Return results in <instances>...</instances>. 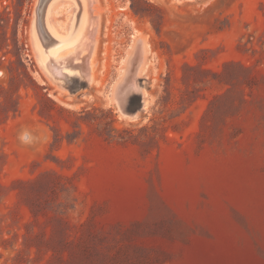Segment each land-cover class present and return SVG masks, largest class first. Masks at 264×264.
<instances>
[{
  "label": "rangeland",
  "instance_id": "1",
  "mask_svg": "<svg viewBox=\"0 0 264 264\" xmlns=\"http://www.w3.org/2000/svg\"><path fill=\"white\" fill-rule=\"evenodd\" d=\"M93 1L52 80L0 0V264H264V0Z\"/></svg>",
  "mask_w": 264,
  "mask_h": 264
},
{
  "label": "bare ground",
  "instance_id": "2",
  "mask_svg": "<svg viewBox=\"0 0 264 264\" xmlns=\"http://www.w3.org/2000/svg\"><path fill=\"white\" fill-rule=\"evenodd\" d=\"M44 1L42 24L38 30L35 28V17L33 18L32 43L40 67L52 80H59L76 72L71 70L69 60L85 57L83 64L86 67L92 56L95 46L94 29L97 22L95 2L69 0L74 8L66 29L67 33L63 34L51 27L48 20L49 8L56 0H43V3ZM87 76L89 78V72Z\"/></svg>",
  "mask_w": 264,
  "mask_h": 264
},
{
  "label": "water",
  "instance_id": "3",
  "mask_svg": "<svg viewBox=\"0 0 264 264\" xmlns=\"http://www.w3.org/2000/svg\"><path fill=\"white\" fill-rule=\"evenodd\" d=\"M45 8V1L38 0L37 6L35 9V28L38 30L42 24V15Z\"/></svg>",
  "mask_w": 264,
  "mask_h": 264
},
{
  "label": "clouds",
  "instance_id": "4",
  "mask_svg": "<svg viewBox=\"0 0 264 264\" xmlns=\"http://www.w3.org/2000/svg\"><path fill=\"white\" fill-rule=\"evenodd\" d=\"M19 139L21 140L22 143H29L31 142L34 138L33 136L31 135V133L27 130H24L20 136H19Z\"/></svg>",
  "mask_w": 264,
  "mask_h": 264
}]
</instances>
